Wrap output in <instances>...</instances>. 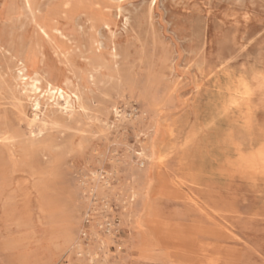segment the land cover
I'll return each instance as SVG.
<instances>
[{"label":"rangeland","instance_id":"1","mask_svg":"<svg viewBox=\"0 0 264 264\" xmlns=\"http://www.w3.org/2000/svg\"><path fill=\"white\" fill-rule=\"evenodd\" d=\"M33 9L0 0V264H264V177L230 175L227 139L246 154L264 144V0H33ZM239 81L254 92L249 112L223 113ZM35 95L43 125L31 123ZM162 157L174 177L203 172L184 194L212 217L162 201ZM162 220L232 238H200L222 247L217 263L174 253L153 228Z\"/></svg>","mask_w":264,"mask_h":264},{"label":"bare ground","instance_id":"2","mask_svg":"<svg viewBox=\"0 0 264 264\" xmlns=\"http://www.w3.org/2000/svg\"><path fill=\"white\" fill-rule=\"evenodd\" d=\"M25 6L32 13L35 12L33 9V0H25ZM137 10H138V8H137ZM40 28L43 30L42 26H40ZM249 42L250 41H248V43ZM243 49H245V48H243ZM191 54H192V52H191ZM113 58H114V56H113ZM26 60H27V56L20 60L21 66L24 68H27ZM201 67L202 66H200V68ZM225 79H227V78H225ZM229 85H230V83H229ZM48 87L51 88L50 93H51V91L53 92L51 98L55 97V96H57L58 98H62V100L63 99L65 100L64 103L68 107H70V96L68 94H67L68 96H66V93L63 90L54 88L50 83H48ZM37 90H38V87L34 84L32 91L34 93H37ZM226 91H228V99H227L225 105L223 106L222 112L228 113L230 110L235 109L236 111H238L240 113L245 112V114H247L249 112L252 97L254 95L253 89L251 88L250 84L247 81H239L236 85L229 87L228 90H226ZM211 95H213V94H211ZM39 98L40 97L38 95L37 96L35 95L34 100L32 102V104H33L32 107L35 108V111L37 113L34 115L33 119L31 120V123L43 125V121L40 120L39 115H38V112L40 113V107H41V103L39 102ZM58 111H59V109H58ZM226 126H228V125H226ZM165 127H167V126H165ZM191 132H193V131H191ZM191 138H192V135H191ZM233 138L234 137H232L231 135H227L228 141L230 140L229 141L230 146L233 148V152L236 155V158L233 161L229 162V167L232 169V172L230 173V175H232L233 177H239L241 179L251 178V177H264V144L262 146H260V148L252 151L251 153L246 154L243 152L244 149L242 150V147L240 146V144L237 143L236 141H234ZM9 139H11V137H8V136L5 137V141L9 140ZM189 146H190V144H189ZM170 148H171V146H170ZM207 151H209V150H207ZM165 162L166 161L163 157L161 159H159V163H158L159 171L156 173V177H155V180L157 182L156 187L158 188L157 194H162V201L177 202V203H182V202L188 203V204H191V205L197 207V209L200 213H203L208 217H212L213 214L208 211L209 209L207 208L208 209L207 210L204 206L200 205L199 202H197L196 199L190 193L184 194V190L187 188L193 189V188L201 187L203 185V180H204V177L202 175L203 172L198 173L191 168L187 172H185V174H183L182 177H176V176L174 177V176L170 175V173H168L166 170H164L165 169ZM211 173H213V172H211ZM17 192H18V190H17ZM157 194H155V195H157ZM208 227H205V225L202 226L199 224L184 225V224H181V222H177V221H164V220H162V224L157 222V221L153 222V228L155 229V231H158V232L162 231V241L164 243H168L169 245L170 244L173 245L174 253H178L180 251L176 247H178L179 249L185 248L186 252L188 254L189 253L190 254L200 253V254L206 255L210 258H213L217 263L222 257V252H223L222 247L220 245H217V244H212V243H207L205 241H202V240H200V238H203V239H215V238H217V239H219V238H221V234L227 235L226 237H228V238H232V236H230L226 232L224 234V231L214 230L213 228H208Z\"/></svg>","mask_w":264,"mask_h":264}]
</instances>
